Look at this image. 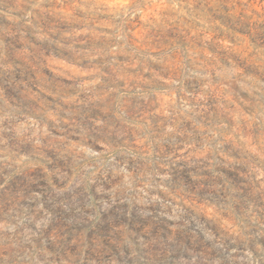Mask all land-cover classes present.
Segmentation results:
<instances>
[{
    "label": "rangeland",
    "instance_id": "rangeland-1",
    "mask_svg": "<svg viewBox=\"0 0 264 264\" xmlns=\"http://www.w3.org/2000/svg\"><path fill=\"white\" fill-rule=\"evenodd\" d=\"M0 264H264V0H0Z\"/></svg>",
    "mask_w": 264,
    "mask_h": 264
}]
</instances>
